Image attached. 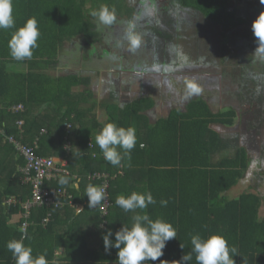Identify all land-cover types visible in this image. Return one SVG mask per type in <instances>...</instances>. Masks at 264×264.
<instances>
[{
	"label": "trees",
	"instance_id": "1",
	"mask_svg": "<svg viewBox=\"0 0 264 264\" xmlns=\"http://www.w3.org/2000/svg\"><path fill=\"white\" fill-rule=\"evenodd\" d=\"M232 1L234 3L231 6ZM238 1L240 3V0H179L177 8L173 10L177 12L184 5L195 6L209 21L221 27L223 37L237 31L234 34L241 40L245 37L241 30H246L252 24L264 10V4L254 1V7L259 9L258 12L254 11L255 15L239 8ZM125 2L13 0L15 27L0 29V103H6L3 112L0 111V129L15 135L23 144L33 146L37 142L36 153L39 156L63 155L69 156L71 160L73 146L78 147L81 154L76 152L74 155L80 156V165L74 163L71 166L69 162L67 168L78 175L76 179L79 180V188L72 187L73 175L66 177L69 180L67 185L56 182L54 186L67 189L74 203L83 205L84 210L81 213L76 211L78 207L74 208L75 206L70 205V200L66 199L63 208L53 209L52 221L46 227L43 226V220L49 211L46 208H36L30 219L23 218L21 204L9 203V200L15 197L18 201H26L32 195L31 187L21 183V173L17 172V167L7 162L12 153L8 147L13 151L15 148L4 144V136L0 134V264H15L6 245L10 240H19L24 234L27 236L24 244L31 246L32 255L35 257L46 253L49 264H118V250L111 248L106 251L103 235L109 229L114 234L122 225L131 228L132 217L143 211L153 220L162 218L170 222L177 230V238L167 242L164 255L160 258L167 261V264H176L184 253L191 250L190 240L195 234L204 238L213 234L225 237L229 246L238 250L239 255L233 257L235 264H264V215H260L264 197L250 189L234 195L249 168V151L244 145L231 147L228 139L211 128V125L235 126L238 117L235 108L214 112L207 100L199 96L187 104L185 111L175 107L168 114L163 112L157 115L154 114L155 102H147L142 97L125 103L122 108L116 101L109 105L105 102L98 103L97 99L91 105L85 99L75 101L83 100L89 93L91 77H83L88 90L77 92L74 86L82 76L59 75L54 71L64 40L79 36L89 41L96 40L98 33L94 24L90 23L94 11L87 10V7L100 9L104 4H116L117 10L128 11V18L124 21L132 26L137 25L142 1L137 7ZM29 18H35L38 23L41 33L37 41L38 47L33 50L31 59L17 61L11 57L8 44L16 29L22 27ZM253 37L252 34L248 39L257 47L256 38ZM220 49L221 61L226 63L227 50L223 45ZM168 54L164 55L165 65L171 59ZM261 57L258 55V59ZM259 65H264V59ZM100 67H107L106 61H102ZM251 67L252 64L248 62L244 67L246 73ZM243 78L244 81L240 84L242 93H254L257 101L264 103V75H261V88L255 84L251 91L246 84L248 78ZM63 98L69 100L62 103L60 101ZM141 101H144L143 105ZM54 102L58 108L59 105L62 106L60 116L50 121V124L55 123L56 131L53 128L42 133L45 125L39 117L32 118L33 108L35 105L51 107ZM20 104L25 107L24 113L9 110ZM256 104L255 101L248 102V113L244 114V121H249L251 129L256 128L253 124L257 115L255 111L258 109ZM99 105L108 109L109 123L125 128L134 127L139 139L135 149L131 150L130 158L124 156L118 166L106 161L96 142L90 143L88 136L79 135L76 137L78 140L75 139L72 124L77 122L79 126H84L83 122L90 121L93 129L102 130L104 125L97 119L95 112ZM20 118L26 120L23 129L14 124ZM58 129L61 135L58 134ZM21 130L24 131L23 134H20ZM71 133L73 137L70 136ZM68 142L69 151L65 148ZM120 151L123 155V150ZM18 157V166L24 165L25 159ZM95 172H105L114 177L110 182L111 206L106 215H103L100 205L88 208L87 186H101L100 181L90 178V174ZM147 191L152 193L157 203L149 205L146 210L125 212L115 203L120 195L127 198L132 192ZM161 199L168 201L166 207L160 205ZM65 207L73 208L76 213L71 210L69 217L59 218L60 211ZM19 213L22 218L12 224V216ZM25 221L29 224L22 233ZM111 239L114 240L115 236ZM160 260L150 261L149 264H160ZM190 264H196L194 257Z\"/></svg>",
	"mask_w": 264,
	"mask_h": 264
},
{
	"label": "rangeland",
	"instance_id": "2",
	"mask_svg": "<svg viewBox=\"0 0 264 264\" xmlns=\"http://www.w3.org/2000/svg\"><path fill=\"white\" fill-rule=\"evenodd\" d=\"M125 1V4H131L130 6L132 7H137V4H139V2L141 3V0ZM147 1L148 0H142L143 9L141 18H139V20L136 22V24H139V26L137 31H134L140 36L139 47L133 49L125 38L127 30L130 26V24H127V21H124L125 18H128V11L117 10L116 4H104L103 6L101 5V7L106 6L109 8V10L114 9L116 17L115 21L111 25H104L99 23L98 17L92 15L90 23L94 24V29L98 33L97 36H104L105 39L106 36H110L112 40L121 43V45L124 46L122 48H125L124 52L126 57L120 59H118L116 56V58L113 59L102 57L100 52H114L115 48L112 50L110 48L112 45H110L106 49L98 50V48H94L93 43H88L86 39H84L82 36H79L72 40H64L63 48L62 50L60 49L58 56L59 62L57 64L56 73L59 75H64V73L60 72L59 68L64 67V65L66 67H75L77 64H79L81 73L84 70H88L90 71V74L94 76V78H98L96 82H93L91 90L86 95V97H83V100H75L84 101L85 99V101H88L87 103L91 105L95 103V99L98 100V103H101V101L106 103V99H116V96L120 94L118 101L122 105L125 104V101H132L135 98L142 97L147 102L154 101L156 108L159 102L160 106L163 105L166 109H168L166 112L167 114L173 109V107H178L180 110L185 111L187 103L191 99H197L196 97L198 96L206 99L210 105V108L214 112L219 110H228L230 107L235 108L238 113L235 126L226 127L221 125H211V128L217 131L223 138L228 139L230 141L231 147L236 148L238 145H244L249 151V168L243 179L240 181L234 195H238L243 190L245 191L246 189H250L253 192L255 191L260 193L264 197V103H262L261 100L256 102L258 109L255 112H257V115L255 116L256 119H253V124H255L256 128L251 129L250 125L248 124L249 121H244V114H247L249 109V100L246 99L245 96L243 98L242 88H240V83L244 81L243 77L248 78L246 84L250 86L249 91H251L255 84H261V75H264V65H259L264 57L258 59V54H255L253 50L254 43L251 39H248V37L253 34L252 24L247 26L248 28L246 30H244L245 28L241 30L242 35L245 36L242 37L241 40H238L239 36L234 39L230 36L222 38L221 27H214L212 25L201 26V32H204V36L199 43V48L201 49L202 53L197 47V44L186 41V45L185 43L183 45L184 47L180 49L177 48L172 52L174 53L172 61L174 63L177 62V65L165 66L161 64L159 55L153 56L151 52L144 51V42L142 38L145 34V26L146 24H148V26L150 25L149 21L153 20V14L159 10V8L157 9V4L154 6L146 5ZM254 1L255 0H240V3L238 1L237 4L239 8H242L244 11H249L252 12V14H255L254 11H257L258 8L254 7ZM233 3L234 1H232L231 6ZM257 3L261 4L260 0H258ZM261 7L262 6H260V8ZM87 10L99 11L98 8L90 9L89 7H87ZM193 15L199 17L197 14ZM87 18L89 19V17ZM199 24H207V22L200 21ZM245 38H247L248 41H242L245 40ZM106 41L109 40H104L102 42L104 47H107V44H105ZM222 45L227 50V54L225 56L229 63L227 65H221L218 62L220 59V46ZM195 46L198 48L199 54L195 49H192ZM117 49H119V46ZM132 55L134 56L132 57ZM186 59L193 60L194 62L188 69L187 66H180L182 62H186ZM207 60H210L211 63L207 64ZM102 61H106V66L108 68H113V61L115 62L114 64L118 66L116 71L114 69H110L112 73L114 72L115 74H118L117 79L112 85H108L104 81L105 74L108 75V68L104 67L99 69L100 65H102ZM120 61L125 63L127 66L124 67L123 64L119 65ZM248 62L252 64V67L246 73L244 67ZM217 65H220L222 70ZM54 69H56V67H54ZM110 71L109 74L111 73ZM123 71H133L132 73L135 75V77L131 78L130 81H126ZM66 73L70 72L66 71ZM188 74H192V77L188 78ZM179 76L182 78L181 80H185L183 83L181 82L182 84L195 80V82L200 85L202 91L197 95L188 96L186 87L179 83ZM84 88L86 89L87 85L84 82V78L80 77V82L74 86V89L78 92L80 90H84ZM245 95L249 96L247 94ZM141 102L143 105L144 101ZM21 106L23 105L12 106L9 110L13 113H17L20 110L19 107ZM119 106L121 108V105ZM100 107L101 106L99 105L98 108ZM100 110V113H105V118L103 120L105 122L104 125H106L109 123V111H107L108 109H105L104 106L103 108H100ZM23 111H25L24 107ZM119 112L121 111L119 110ZM20 121H23V118L22 120H17L15 122L19 129L23 128L25 125V122L23 121V125L20 126ZM87 123L90 125V121H87ZM1 133L8 134L3 129H0V134ZM20 134H23V132ZM96 134L98 133L96 132ZM4 142H7V136L4 138ZM138 143L139 139H137L136 146ZM135 147L133 149H135ZM44 157L53 156L45 155ZM260 215H264V205L261 208ZM18 216L19 219L22 218L21 214Z\"/></svg>",
	"mask_w": 264,
	"mask_h": 264
},
{
	"label": "clouds",
	"instance_id": "3",
	"mask_svg": "<svg viewBox=\"0 0 264 264\" xmlns=\"http://www.w3.org/2000/svg\"><path fill=\"white\" fill-rule=\"evenodd\" d=\"M264 4V0H260ZM98 17L99 23L111 25L116 17L115 11L104 6L99 11L92 12ZM15 27L13 16V0H0V29H11ZM252 32L257 41L255 53L264 57V11L252 22ZM41 33L35 18H29L25 24L16 29L12 34L8 47L10 55L14 60L22 61L31 59L33 50L38 47V39ZM133 49L139 47L140 36L129 26L126 37ZM186 91L188 96L199 94L202 89L195 80L187 82ZM95 142L103 153L104 159L113 166L120 165L124 156L130 158L131 150L136 146L137 136L134 127L117 126L115 123H107L95 137ZM123 150V155L120 150ZM73 188H78L79 181L73 178ZM68 179L60 177V185H67ZM88 198V208H95L101 205L106 198L105 189L102 186L89 184L86 188ZM115 203L125 212L140 209L146 210L149 205H155L156 199L150 191L144 193L132 192L127 198L120 195ZM160 205L166 207L168 201L160 200ZM133 224L129 228L122 225L114 234L109 229L103 235V243L106 251L111 248L117 249L118 264H149L150 261H157L164 255L167 242L177 238V230L170 223L162 218L153 220L150 215L143 211L132 217ZM24 232V229H21ZM115 239H111L112 236ZM27 238L22 235L19 240H10L6 247L15 259V264H49L46 253L33 256L31 246L24 244ZM191 250L184 253L176 264H190L195 258L196 264H235L233 257L239 255L236 247H230L225 237L213 234L208 238L200 234L191 236ZM183 249V246H180ZM160 264H167V261L160 260Z\"/></svg>",
	"mask_w": 264,
	"mask_h": 264
},
{
	"label": "flooded vegetation",
	"instance_id": "4",
	"mask_svg": "<svg viewBox=\"0 0 264 264\" xmlns=\"http://www.w3.org/2000/svg\"><path fill=\"white\" fill-rule=\"evenodd\" d=\"M177 1H179V0H162V1H160V0H148L146 2V5H148V6H154L155 4H157V9L159 8V10L157 11V9H156L157 12H155V14H153L154 15L153 20L149 21L150 25L148 26V24H146V26H145V34L142 38V40L144 42V51L145 52H151L153 56L159 55L161 64H163L164 55L169 53L168 56L171 59H170L168 65L163 64L165 66H169V65L176 66L177 65V64H175L176 62L174 63L172 61V59L174 57V53H172V52L174 50H176L177 48L180 49V48L184 47L183 45L186 41L194 42L195 44H197V47L199 48V43L204 36V32H201V28H200L201 26H206V25H212L214 27L216 26L215 23L209 21V19H207L202 13H200L198 11L197 7H195V6H186V5L180 6V5H178V6H180L179 11L174 12L173 8H177V5H176ZM142 9L143 8H142V4H141V14H142ZM193 14L199 15V17H196ZM139 18H141V16ZM200 21H206L207 24H199ZM185 23H187V24H185ZM138 26H139V24L132 26V30L136 32L138 29ZM217 27H220V26L217 25ZM234 33H238V32L232 31L228 34V37L230 36L231 38H236L237 35H235ZM101 37L102 36H97L95 38L96 40L89 41L86 39V41L88 43H93L94 48H98V50L106 49L110 45H112V47H110L112 50L115 48V51H114L115 53L113 51H110L109 53H107V52L103 53V52L99 51L100 55L102 57H106L107 59L108 58L113 59L116 57L118 59H120V58L126 57V54L124 52L125 48L124 49L122 48L124 46H122L121 43H119L118 41H114V42L113 41L112 42L106 41L105 44H107V47H104L102 42L106 39L101 38ZM222 38H226V37L222 36ZM245 39H247V38H245ZM126 41H127V39H126ZM165 45H167V47ZM185 45H186V43H185ZM118 46H119V49H117ZM197 47L195 46L192 49H195L198 53ZM253 49H256V46L254 44H253ZM147 50H150V51H147ZM199 50L202 53L200 48H199ZM133 56L134 55H132V57ZM127 57H128V55H127ZM221 60H222V58H220L218 60L219 64H221V65L229 64L227 59H225L226 63H222ZM120 62H119V65L122 64V61H120ZM206 62H207V64L211 63L210 60H207ZM114 63L115 62L113 61V63H112L113 68H108V75L105 74V80L104 81L108 85L114 84L113 82L117 79L118 74H115L114 72L112 73V71H110V69H114L116 71V68L118 66L115 65ZM192 63H194L193 60L186 59V62L185 63L182 62V64L180 66H187V69H188L189 67L192 66ZM217 66H219V68L222 70L220 65H217ZM96 71H98V70H96ZM109 71L111 72L110 74H109ZM132 72L133 71H128V72L123 71L124 74H129V75H132L135 77V75ZM189 77H192V74H188V78ZM178 79H179V83H181V82L183 83V81H185L184 79L181 80L182 78H180V76L178 77ZM182 83H181V85L186 87L187 83H184V84H182ZM175 88H176V86H175ZM242 96H245V98L248 99L249 102L254 101V100H255V102H257V98L254 96V93L249 94V96H246L245 94L242 93Z\"/></svg>",
	"mask_w": 264,
	"mask_h": 264
},
{
	"label": "built area",
	"instance_id": "5",
	"mask_svg": "<svg viewBox=\"0 0 264 264\" xmlns=\"http://www.w3.org/2000/svg\"><path fill=\"white\" fill-rule=\"evenodd\" d=\"M23 106L19 107L22 109ZM23 121H20V126L23 125ZM2 134V133H1ZM4 138L7 136L8 143L12 144L17 153L25 159V164L20 170L21 176L20 181L23 185H29L31 187L32 195L26 201H18L14 198L9 200V203L18 202L21 204L24 214L23 217L28 220L34 209L46 208L48 211L47 216L43 220V226H48L52 221L53 209H60L66 205L65 200L69 199L70 205L79 207L73 201L72 195L67 191V189L62 187L54 186V183L59 182L60 177H68L72 173L67 168V161L61 158L55 157H44L39 156L36 153V146H30L23 144L22 141L18 140L15 136L9 134H2ZM70 143L66 144V149L68 150ZM95 181H100L101 186L105 189L106 198L103 200V204L100 205V209L103 215H106L111 206V194H110V182L111 177L105 172H95L91 173ZM96 208V207H95ZM29 222H24L22 228L24 231L27 230ZM103 226L105 223L102 224Z\"/></svg>",
	"mask_w": 264,
	"mask_h": 264
},
{
	"label": "crops",
	"instance_id": "6",
	"mask_svg": "<svg viewBox=\"0 0 264 264\" xmlns=\"http://www.w3.org/2000/svg\"><path fill=\"white\" fill-rule=\"evenodd\" d=\"M101 38H104V36H102ZM105 39V38H104ZM106 40H109V41H114V40H112V38L110 37V36H106ZM88 49V48H87ZM89 50V49H88ZM63 58V57H62ZM71 64H72V62H71ZM77 64V63H76ZM100 68H104V67H100ZM108 68V67H107ZM56 70H57V66H56V69H54V71L56 72ZM59 70H60V72L61 73H64V75H80V76H82V77H86V78H92V82H91V87H90V90H91V88H92V84H93V82H96L97 80H98V78H94V76L93 75H91L90 74V71H88V70H84L82 73H81V70L79 69V64H77L75 67H66L65 65H64V67H61V68H59ZM66 71H69L70 73H66ZM129 74H124V77H125V80L126 81H130L131 80V78H134V76H132V75H129ZM140 87V86H139ZM85 89V88H84ZM82 91H84V90H82ZM119 96V97H118ZM118 96H116L117 98L116 99H106V103H108L109 105H112L111 103H113V102H117V103H119V101H118V98H120V94H118ZM122 98V97H121ZM66 100H69V98H63L60 102H62V103H65L66 102ZM192 100V99H191ZM190 100V101H191ZM189 101V102H190ZM101 102H103V101H101ZM129 102H131V101H125L124 103H129ZM188 102V103H189ZM187 103V104H188ZM60 104V103H59ZM20 105H22V104H20ZM119 105H121V108H122V106L123 105H125V104H121V103H119ZM60 107L58 108L57 107V103H53V105L51 106V107H39V106H34L35 108H33L34 110H33V113H34V115L32 114L31 116H32V118H34V116H37V117H39L40 119H41V121L44 123V125H45V127H44V129H43V131H42V133H47V131H48V129H50V130H52L53 128V130H54V132L56 131V129H55V127H54V124L52 123V124H50V121H51V119H53V118H58L59 116H60V114L62 113V110H61V108H62V106L61 105H59ZM187 106V105H186ZM4 107H6V103H0V111H2L3 112V108ZM23 107H24V105H23ZM23 107H22V109H20L18 112H23L24 113V111H23ZM100 108H103V107H100ZM100 108H97L96 110H95V112H97V119H99L100 121H102V125H104V116H105V113L104 112H102V113H100L101 112V110H100ZM174 108V107H173ZM24 110H25V107H24ZM154 110H156V112L154 113L155 115H157L158 113H163V112H167V110L168 109H166L163 105L162 106H160L159 105V102H158V106H157V108L155 107L154 108ZM103 111V110H102ZM31 114V113H30ZM18 120H22V118H20V119H18ZM23 121L26 123V120H25V118L23 119ZM86 122V123H85ZM85 122H83V124H84V126H79V124H78V122L76 123V124H72V126L74 127V133H75V139H77L76 137H78L79 135H82V137H86V136H88V141L91 143V141H93L92 143L93 144H95V141H94V139H93V137L96 135V132H100L101 131V129H93V126H92V123H90V125L87 123V121H85ZM151 122V121H150ZM16 126H17V124L16 123H14ZM81 124H82V122H81ZM105 126V125H104ZM23 129V128H22ZM22 131V130H21ZM22 132H24V131H22ZM57 132H58V134L59 135H61V131L58 129L57 130ZM73 134L71 133L70 134V136L71 137H73L72 136ZM78 140V139H77ZM75 141V140H74ZM3 143L4 144H7V145H9L8 144V141L7 142H4V139H3ZM12 148H13V146L12 145H10ZM74 148H72V153H73V151H74V153L72 154V155H70V157H71V160H69V156L67 157V156H63V155H59V156H54V155H52L53 157H55V158H61V159H64V160H66V161H68L67 162V164L69 163V162H71V166L74 164V163H77L78 165H80V163H79V159H80V156L79 155H74L76 152H77V154H81L80 153V149H78V147H76V146H73ZM8 149H10L11 150V154L8 156V158H7V162L8 163H13L14 165H15V167H17V172L18 173H20V170H21V168L23 167V165H21V166H18V164H17V162H18V156H19V154L17 153V151L16 150H12L11 148H9L8 147ZM67 150V149H66ZM67 151H69V149L67 150ZM78 156V157H77ZM70 166V167H71ZM69 171L72 173V175H73V177L74 178H76L78 175L77 174H75L71 169H69ZM78 178V177H77ZM73 179V178H72ZM69 181V180H68ZM79 181V180H78ZM78 188H79V186H78ZM77 188V189H78ZM12 198H15V197H12ZM78 205V204H77ZM74 207V206H73ZM74 208H76V207H74ZM73 211V212H75L74 210H73V208H70V207H65L63 210H61L60 211V216H59V218H64V219H66L67 217H69V215H70V211ZM84 210V207H83V205H81L80 207H78L77 208V210L76 211H78V212H80L81 213V211H83ZM76 213V212H75ZM79 214V213H78ZM18 215H20V213L19 214H15V215H13L12 216V219H11V223L12 224H16L20 219H19V216ZM18 217V218H17Z\"/></svg>",
	"mask_w": 264,
	"mask_h": 264
},
{
	"label": "bare ground",
	"instance_id": "7",
	"mask_svg": "<svg viewBox=\"0 0 264 264\" xmlns=\"http://www.w3.org/2000/svg\"><path fill=\"white\" fill-rule=\"evenodd\" d=\"M90 178H92V177H90Z\"/></svg>",
	"mask_w": 264,
	"mask_h": 264
}]
</instances>
